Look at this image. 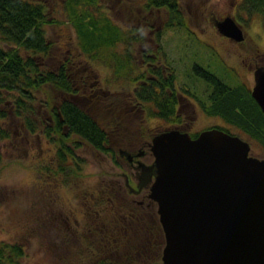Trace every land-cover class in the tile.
Returning a JSON list of instances; mask_svg holds the SVG:
<instances>
[{"label": "trees", "instance_id": "16d2710c", "mask_svg": "<svg viewBox=\"0 0 264 264\" xmlns=\"http://www.w3.org/2000/svg\"><path fill=\"white\" fill-rule=\"evenodd\" d=\"M52 1L0 0V120L14 119L22 130L41 132L56 144L51 165L42 170L68 186L79 180L85 166L76 149L87 144L118 164L113 148L124 140L130 115L138 121L131 128L132 136L140 135L137 145L164 131H152L144 118L172 121L176 115L171 93L175 75L155 66L156 60H163V50L159 46L147 50L157 53V59L147 56L142 50L147 42L143 26L127 27L117 22L115 13H123V22L125 16L137 21L140 16L136 11L154 13L162 29L187 23L179 0H61L76 46L50 68L45 62L53 58L56 45L49 32L55 22L49 13ZM112 2L121 5L115 9ZM240 9L249 17L260 14L264 18V0H241ZM159 33L155 34L157 41ZM137 61L144 64L139 73ZM96 66L110 69L123 90L127 84L134 83V87L124 90L128 95L123 99L121 92L96 89ZM11 91L15 93L13 101L6 96ZM221 99V117L264 153V112L255 100L242 86L224 84ZM98 106H103L106 114L99 112ZM14 132L0 125V140L14 138ZM83 194L87 201L83 242L91 247L82 254L89 260L87 264H162L164 234L156 204L147 192L130 193L122 179L114 178L99 181ZM22 256L20 244L0 241V264H19Z\"/></svg>", "mask_w": 264, "mask_h": 264}, {"label": "rangeland", "instance_id": "374dc122", "mask_svg": "<svg viewBox=\"0 0 264 264\" xmlns=\"http://www.w3.org/2000/svg\"><path fill=\"white\" fill-rule=\"evenodd\" d=\"M60 1L53 0L49 9L50 17L55 20L54 24L49 26V32L56 42L53 58L45 62L50 68L57 66L76 46L74 31L66 22ZM142 1L138 0L140 3ZM178 2L187 25L162 29L161 24L162 35L159 40L163 49V63L169 70H173L180 90L187 87L188 83L192 84L191 77L194 82L203 83L200 77L192 76L191 70L195 65L204 67L218 76L221 73L224 81H233L236 72L227 69L226 61L219 56L216 45H248L249 52L253 51L250 45L264 49V18L260 14H252L249 17L240 9L241 0H179ZM112 4L115 9L118 8L117 4L121 5L114 2ZM136 13L140 16L137 21H134V17L125 16L123 22L121 11L115 13V19L117 22L122 21L127 27L139 23L143 26L145 35H148L150 30L146 22H154L156 25L159 23L160 18L154 13L146 14L143 10ZM210 13H214L217 17L226 14L235 17L234 19L244 30L242 42L235 43L218 34L210 20ZM147 41L149 42L148 36ZM136 65L137 73L144 69L143 63L137 61ZM95 69L96 89L107 90L108 93L121 92L119 96L123 99L128 95L124 90L134 87V83L127 84L123 90V85L114 81L110 69L104 66H96ZM247 78L252 83V73H249ZM196 90L202 96L204 88L198 87ZM13 95L14 92L6 96L13 101ZM97 109L106 114L103 106H98ZM203 119L204 117L201 116L199 121ZM137 122V119L130 115V123L126 124L127 127L123 131L125 138L114 146L113 151L118 155L120 148L129 152L142 150L146 154L141 161L150 163L153 160L147 144L150 140L145 143L141 140L139 142L144 144L137 145L136 139L140 138V135H131L133 132L131 128L136 127L132 124ZM144 122L146 127L154 132L169 126L159 118H144ZM207 122L204 119V123H196L192 130L195 131L194 129ZM0 125L9 132L16 131L14 138L0 140V241L20 244L23 247V256L19 264H87L89 260L82 254L91 247L83 242V207L87 204L83 193L98 185L103 179L110 181L119 178L124 181L121 174H130L125 158L118 155V164H116L109 155L97 152L84 144L75 151L77 156L85 161L84 170L75 184L67 186L61 183L59 178L50 176L49 171L42 170L43 166L51 165L56 144L50 142L41 132L25 135L20 123L15 122L14 119L0 120ZM134 131H138L137 128H134ZM230 131L249 140L238 129L230 128ZM150 133L148 131V134ZM249 143L251 154L263 158L264 153L260 147L253 145L251 140ZM130 184L135 186V180L131 178Z\"/></svg>", "mask_w": 264, "mask_h": 264}, {"label": "water", "instance_id": "95a60500", "mask_svg": "<svg viewBox=\"0 0 264 264\" xmlns=\"http://www.w3.org/2000/svg\"><path fill=\"white\" fill-rule=\"evenodd\" d=\"M235 42L244 39L232 16L215 22ZM251 95L264 112V67L254 72ZM150 163L138 161L131 192L149 187L164 234L162 264H264V157L223 129L192 137L169 129L152 136ZM132 161V154L119 149Z\"/></svg>", "mask_w": 264, "mask_h": 264}, {"label": "flooded vegetation", "instance_id": "af4514ba", "mask_svg": "<svg viewBox=\"0 0 264 264\" xmlns=\"http://www.w3.org/2000/svg\"><path fill=\"white\" fill-rule=\"evenodd\" d=\"M235 7L236 6H234V9ZM225 16H231V15L226 14L224 16L220 15L217 17L214 13H210V20L213 22L214 28L218 34L220 33L218 32L215 26V22L223 19ZM237 23L239 24V26H241L239 22ZM145 24L146 26L150 27L148 35H145L146 41L148 36L149 42L147 41L145 43L146 46H143L142 50L143 52H146L147 56L154 57L155 59L157 53L155 54V52H151V51L148 52L147 50L152 48L153 50L154 49L156 50L159 47L162 49V45L159 40L160 36L162 35L161 20H159V23L157 25L154 22H150V21L146 22ZM138 26H140L142 29V26L139 23ZM159 32H161V34ZM156 33L157 35L159 33L158 41L156 39L157 37L155 36ZM228 39L231 40L230 38ZM235 43H240V42H235ZM247 46L248 45H216L215 46L218 50L219 56L226 61L227 69L229 71L234 70L236 72L233 81H228V82L224 81V79L221 78V73L218 76L206 70L204 67H198L197 65L193 66L191 70L192 76L195 75L197 77H200L201 80L203 81L202 84H198L194 82L191 77L190 82H192V84L188 83L187 87L180 90L178 88L177 81L174 80V90L172 89L171 93L173 94L176 101L175 103L176 115L172 121H168L167 119L164 118H159L160 120H164L165 124L166 123L169 124V126H166L160 130L165 131L169 129H179L182 131L189 132V134L192 137H195L199 132L203 130L213 129V128H217L220 130L223 129L232 133L230 131V128H234V127L221 117V102L224 101L223 99H221V84L227 85L229 87L242 86L252 97L251 90L255 84L254 72L257 68L264 67V49L260 47H256V45H250V49H253V51L249 52ZM228 60L231 61L232 63L234 62V64H231ZM155 62H156L155 66L156 65L163 66L164 68L163 71H167V69H169L165 65V63H163L164 59L163 60L158 59V61L156 60ZM149 64L150 63H148V65ZM170 71L173 72V70ZM249 73H252V83H250L249 78H247ZM212 81L214 82L213 84ZM198 87L204 88L202 96H200V94L196 90ZM252 99L254 98L252 97ZM201 116H203L204 119H206V121L208 122L204 125H201L198 129H194L195 131H193L192 129L196 123H204V119L199 121ZM15 133L16 131L14 132L13 137H15ZM24 133L25 135L32 134L28 131H24ZM147 144L149 145L148 142ZM130 153L133 156L132 161H128L125 156H121L118 150L119 157L125 158L127 166L130 169V174L122 173L121 176L124 178V183H125V175H127L129 183L131 178L134 179L135 186L134 185L132 186L136 187L139 176V168L137 164L138 161H141V158L146 154V152L142 150H135L134 152L132 151ZM126 188L128 189L127 186ZM128 191L130 193L137 195L145 191L147 192V197H148L149 187H145L139 192H131L129 189Z\"/></svg>", "mask_w": 264, "mask_h": 264}]
</instances>
